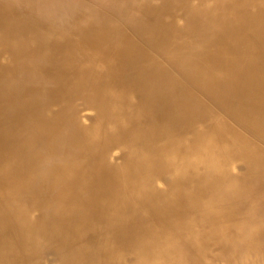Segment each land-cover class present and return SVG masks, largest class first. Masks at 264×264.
<instances>
[{"label": "bare ground", "instance_id": "obj_1", "mask_svg": "<svg viewBox=\"0 0 264 264\" xmlns=\"http://www.w3.org/2000/svg\"><path fill=\"white\" fill-rule=\"evenodd\" d=\"M0 264H264V0H0Z\"/></svg>", "mask_w": 264, "mask_h": 264}]
</instances>
